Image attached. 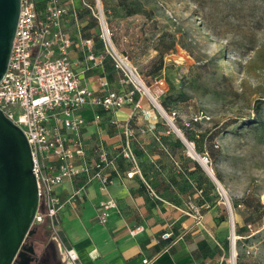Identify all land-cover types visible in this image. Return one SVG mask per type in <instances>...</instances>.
Here are the masks:
<instances>
[{"label":"rangeland","instance_id":"obj_1","mask_svg":"<svg viewBox=\"0 0 264 264\" xmlns=\"http://www.w3.org/2000/svg\"><path fill=\"white\" fill-rule=\"evenodd\" d=\"M67 1L61 0L68 5ZM72 5L77 12L88 8L96 22L90 25L88 17L78 13L79 21L87 22L85 27L77 26L69 15L65 27L71 34L80 29L94 39L95 51L106 53L103 72L108 76L114 67L109 80L113 88L123 91L138 85L132 70L155 100L169 107L168 111L162 107L167 113L176 111L174 130L166 126L175 137L176 128L185 137V122L197 118L193 121L198 126L189 131L194 134L196 129L200 138L185 137L184 150L191 157V147L201 157L208 155L206 166L218 180L219 186L211 180L216 189L213 199L225 211L221 214L231 230L227 260L264 264V0H73ZM99 12L110 33L107 46L129 68L115 65L118 58L100 36ZM159 79L165 82L162 91ZM145 93L141 88L137 98L151 106ZM237 193L246 195L235 208L232 195ZM227 198L232 216L238 211L248 219L244 227L248 237L233 240ZM250 203L255 209L247 208ZM49 232L35 248L38 264H66L64 245L59 246Z\"/></svg>","mask_w":264,"mask_h":264},{"label":"built area","instance_id":"obj_2","mask_svg":"<svg viewBox=\"0 0 264 264\" xmlns=\"http://www.w3.org/2000/svg\"><path fill=\"white\" fill-rule=\"evenodd\" d=\"M99 14L103 30L100 36L107 46L110 33L102 14ZM67 15L74 19L77 26L80 25L76 9L61 0H20L7 69L0 79V110L23 130L31 149L38 201L30 227L45 223L59 246L63 244L58 228L61 205L54 194V187L66 179L84 177L86 183L96 181L100 190L105 191L114 178L121 176L117 158L122 157L132 163V169L126 171L125 176L131 178L140 174L147 193L158 197L141 175L134 157L131 143L135 130L132 120L141 116L146 124L140 132L145 133L155 130L161 118L173 129V119L177 116L175 110L167 113L158 101L154 102L146 93L151 106H144L141 98H137L141 88H144L134 79L141 88L133 85L123 91L116 90L104 77H100V92L86 86L81 75L100 69L106 53L95 51L94 39L80 32L75 42L63 26ZM75 46L82 52L80 68H76L70 58V51ZM108 49L118 58L120 63L115 65L120 67L122 58L112 47ZM129 73L132 76V70L129 69ZM157 82L162 91L165 82L163 79ZM127 105L138 115L132 111L124 120L117 118L115 113ZM85 109L94 110L96 123L101 119V111L109 113V123L119 136L116 153H111L102 141L90 148L87 146L80 134L86 122L83 116ZM185 125L188 126L189 122ZM202 157L208 162L207 155ZM116 206L112 198L100 200L99 223H105L109 211ZM190 207L200 219V211L192 204ZM142 229V226H136L130 233L134 235ZM161 238L170 239L171 232L162 233ZM64 249L66 264H76L74 250L65 246ZM147 262L144 259L142 263Z\"/></svg>","mask_w":264,"mask_h":264},{"label":"crops","instance_id":"obj_3","mask_svg":"<svg viewBox=\"0 0 264 264\" xmlns=\"http://www.w3.org/2000/svg\"><path fill=\"white\" fill-rule=\"evenodd\" d=\"M69 1L73 6V0ZM86 23L79 21V26ZM63 26L69 32L65 22ZM78 32L81 30L69 32L74 41ZM70 58L80 68L79 48L76 52L72 47ZM103 71L102 66L83 73V83L100 92V77L106 78ZM132 111L127 105L115 116L124 120ZM93 115L92 109L83 111L86 122L80 134L85 143L90 148L102 141L111 153H116L119 136L109 123V113L101 111L97 123ZM145 124L139 115L132 120L137 135L133 153L141 175L158 197L147 193L140 174L125 176L132 163L121 157L117 158L121 176L114 178L105 191L100 190L96 181L86 183L84 177L64 180L54 187L61 205L58 228L64 246L74 250L76 264H143L144 259L148 260L145 264H231L227 260L231 230L227 220H221L219 201L215 199L217 204H213L214 191L208 182L211 177L198 160L186 153L179 134L176 137L170 134L167 123L159 119L156 130L141 133L140 128ZM245 193L232 195V199H240ZM108 198L115 200L117 206L109 211L107 221L102 224L98 221V202ZM209 202L212 206L207 207ZM190 204L200 211V219ZM232 217L235 238L248 237L241 213L236 211ZM136 226L143 229L132 235L130 230ZM168 231L171 238H161Z\"/></svg>","mask_w":264,"mask_h":264},{"label":"water","instance_id":"obj_4","mask_svg":"<svg viewBox=\"0 0 264 264\" xmlns=\"http://www.w3.org/2000/svg\"><path fill=\"white\" fill-rule=\"evenodd\" d=\"M19 8L20 0H0V79L7 69ZM172 126L174 130L175 126ZM176 129L187 144L179 128ZM204 163L207 162L204 160ZM206 165L202 164L203 168L219 186L212 169ZM37 201V183L27 138L23 130L0 110V264H29L35 247L24 241L36 231L30 224ZM226 202L234 240L232 208L228 198Z\"/></svg>","mask_w":264,"mask_h":264},{"label":"trees","instance_id":"obj_5","mask_svg":"<svg viewBox=\"0 0 264 264\" xmlns=\"http://www.w3.org/2000/svg\"><path fill=\"white\" fill-rule=\"evenodd\" d=\"M79 13V16L80 17H83V16H87L88 17V23L90 24V25H92V24H95V22H96V19H94L91 15H90V13H89V9L88 8H86V7H81L80 9H79V11L77 12V14ZM90 25H87V26H90ZM106 63H107V55H105V59H104V61H103V67H105L106 68ZM159 65H160V67L162 66V59H160V61H159ZM112 72H115V70H114V67H112ZM112 72L111 73H107L106 75H108V76H106V78L108 79V80H112L113 79V77H112ZM114 74V73H113ZM162 107L166 110V111H168V109H169V107L166 105V104H164V103H162ZM169 112H171V111H169ZM198 124L199 123H197L196 121H193V120H190L189 121V125L187 126V127H184V131H183V133H184V135H185V137L188 139V140H191V141H194L193 140V138H192V135L195 137V138H200V134H199V132L196 130V129H194V134H192V132H190L189 130H190V128L192 127V125H196V126H198ZM186 126V125H185ZM156 128H157V126H156ZM156 128H155V130H156ZM192 134V135H191ZM136 137H137V135H136V133H135V138L132 140V143H131V146H132V149H133V152H134V143L136 142L135 140H136ZM202 153V152H201ZM205 153H207V151L205 152ZM211 155L213 156V154H212V152H211ZM208 156V155H207ZM122 158V157H121ZM216 176H217V174H216ZM218 177V176H217ZM208 182H209V188L210 189H212L214 192H215V185H214V183H211V180L210 179H208ZM247 194V193H246ZM245 194V195H246ZM212 198H213V196H212ZM211 200V199H210ZM241 201H245V197L243 198H240V199H236V200H234L233 201V205H234V207L236 208V206L238 205V204H240L241 205ZM256 203V202H255ZM213 204H217V201L216 200H214V203ZM207 205V207H210V206H212V204L209 202V204H206ZM248 207V209H255V206L256 205H254V204H249V205H247ZM217 208H219V207H217ZM225 210V209H224ZM222 211V210H221ZM225 211H222V214L224 213ZM226 214V213H225ZM221 220H226V215H221ZM247 221H248V219L247 218H245L244 217V222H245V224H244V227H245V225L247 224ZM37 229H41V228H43L44 227V225L43 224H40V225H36L35 226ZM235 228H236V231H238V228H237V225L235 226ZM238 234V233H237Z\"/></svg>","mask_w":264,"mask_h":264},{"label":"flooded vegetation","instance_id":"obj_6","mask_svg":"<svg viewBox=\"0 0 264 264\" xmlns=\"http://www.w3.org/2000/svg\"><path fill=\"white\" fill-rule=\"evenodd\" d=\"M44 227L41 229H37L36 227V231L35 233H33L32 235H28L25 238V243L26 244H31L33 243L34 247L36 248L37 245L39 244H43L46 236H48V234L46 233V231L48 230V228L46 227V224H43ZM49 231V230H48ZM50 234V232H49ZM51 237V235H50ZM29 264H38V252L35 249V252L31 255V260L29 262Z\"/></svg>","mask_w":264,"mask_h":264},{"label":"bare ground","instance_id":"obj_7","mask_svg":"<svg viewBox=\"0 0 264 264\" xmlns=\"http://www.w3.org/2000/svg\"><path fill=\"white\" fill-rule=\"evenodd\" d=\"M122 60H123V59H122ZM123 65H125L127 68L130 67V66H129V63H128L127 61L125 62L124 60H123ZM132 76H133L134 80H135L140 86H142V87L144 88V91L148 94V96H150V97L154 100V102L157 103V101L155 100V98L153 97V95H152V94L149 92V90L145 87V84L140 80L139 77L135 76V74H134L133 71H132ZM179 135H181L180 132H179ZM190 147H191V146H190ZM189 150H190V153H191L193 156L197 157L199 160H201V161L203 162L204 165H206V164L204 163V159L200 158V157L197 155V153L195 154V153H194L195 151H193L192 147H191V149H189ZM206 168H207V167H206ZM222 190H223V188H222Z\"/></svg>","mask_w":264,"mask_h":264}]
</instances>
